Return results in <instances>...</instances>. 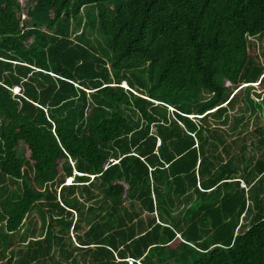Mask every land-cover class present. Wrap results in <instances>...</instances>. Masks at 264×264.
I'll return each instance as SVG.
<instances>
[{"label":"trees","instance_id":"obj_1","mask_svg":"<svg viewBox=\"0 0 264 264\" xmlns=\"http://www.w3.org/2000/svg\"><path fill=\"white\" fill-rule=\"evenodd\" d=\"M0 264H264V0H0Z\"/></svg>","mask_w":264,"mask_h":264},{"label":"rangeland","instance_id":"obj_2","mask_svg":"<svg viewBox=\"0 0 264 264\" xmlns=\"http://www.w3.org/2000/svg\"><path fill=\"white\" fill-rule=\"evenodd\" d=\"M90 11H91V13H92V15H94L95 14V12H94V9L92 8V7H90ZM84 14V13H83ZM91 15V16H92ZM83 16V20H82V24H81V27H80V29H79V31H81L82 30V28H83V22H84V15H82ZM88 31H89V28H88ZM255 53L256 54H258V53H261V49L258 47V48H255ZM254 51H251V53H253L254 54ZM261 60H262V62H263V58H261ZM123 86L124 87H126V85L123 83Z\"/></svg>","mask_w":264,"mask_h":264},{"label":"built area","instance_id":"obj_3","mask_svg":"<svg viewBox=\"0 0 264 264\" xmlns=\"http://www.w3.org/2000/svg\"><path fill=\"white\" fill-rule=\"evenodd\" d=\"M13 92H14V93L19 92V88L15 87ZM242 186H243V185H242Z\"/></svg>","mask_w":264,"mask_h":264},{"label":"snow or ice","instance_id":"obj_4","mask_svg":"<svg viewBox=\"0 0 264 264\" xmlns=\"http://www.w3.org/2000/svg\"><path fill=\"white\" fill-rule=\"evenodd\" d=\"M69 182H71V181H69Z\"/></svg>","mask_w":264,"mask_h":264}]
</instances>
